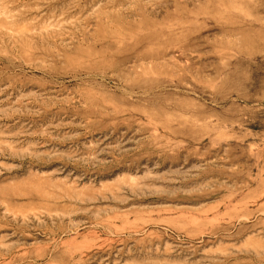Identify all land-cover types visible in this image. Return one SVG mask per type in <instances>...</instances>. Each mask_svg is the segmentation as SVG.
Instances as JSON below:
<instances>
[{"label": "rangeland", "instance_id": "1", "mask_svg": "<svg viewBox=\"0 0 264 264\" xmlns=\"http://www.w3.org/2000/svg\"><path fill=\"white\" fill-rule=\"evenodd\" d=\"M0 264H264V0H0Z\"/></svg>", "mask_w": 264, "mask_h": 264}]
</instances>
